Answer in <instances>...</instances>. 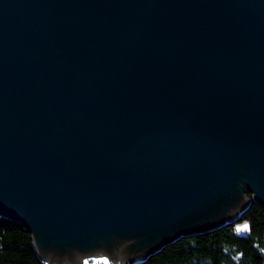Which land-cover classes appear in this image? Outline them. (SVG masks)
Wrapping results in <instances>:
<instances>
[{
	"label": "water",
	"instance_id": "obj_1",
	"mask_svg": "<svg viewBox=\"0 0 264 264\" xmlns=\"http://www.w3.org/2000/svg\"><path fill=\"white\" fill-rule=\"evenodd\" d=\"M264 205V0H0V216L45 258L146 259Z\"/></svg>",
	"mask_w": 264,
	"mask_h": 264
},
{
	"label": "trees",
	"instance_id": "obj_2",
	"mask_svg": "<svg viewBox=\"0 0 264 264\" xmlns=\"http://www.w3.org/2000/svg\"><path fill=\"white\" fill-rule=\"evenodd\" d=\"M213 230L180 237L146 259L131 264H264V205L255 202ZM248 230L237 231L243 225ZM0 264H48L31 233L17 220L0 216Z\"/></svg>",
	"mask_w": 264,
	"mask_h": 264
},
{
	"label": "rangeland",
	"instance_id": "obj_3",
	"mask_svg": "<svg viewBox=\"0 0 264 264\" xmlns=\"http://www.w3.org/2000/svg\"><path fill=\"white\" fill-rule=\"evenodd\" d=\"M140 256L126 257L117 250H115V255H112L98 249L88 255L73 253L69 258L65 256L62 258H47L45 256V258L50 264H129Z\"/></svg>",
	"mask_w": 264,
	"mask_h": 264
},
{
	"label": "snow or ice",
	"instance_id": "obj_4",
	"mask_svg": "<svg viewBox=\"0 0 264 264\" xmlns=\"http://www.w3.org/2000/svg\"><path fill=\"white\" fill-rule=\"evenodd\" d=\"M246 230H248V225L247 224H245L242 227L237 229V231H246Z\"/></svg>",
	"mask_w": 264,
	"mask_h": 264
}]
</instances>
